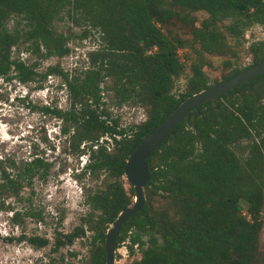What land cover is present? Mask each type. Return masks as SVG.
Returning <instances> with one entry per match:
<instances>
[{
	"label": "trees",
	"instance_id": "obj_1",
	"mask_svg": "<svg viewBox=\"0 0 264 264\" xmlns=\"http://www.w3.org/2000/svg\"><path fill=\"white\" fill-rule=\"evenodd\" d=\"M196 11L206 14L198 23L191 15ZM13 18L15 25L8 28ZM63 18L83 26L85 37L97 33L100 44L88 53L81 75L69 78L59 64L46 68L41 78L52 72L62 76L69 107L43 110L63 122L60 132L68 133L69 149L87 154L78 176L105 173L102 186L86 195L90 211L83 218L93 232L87 262L105 264V232L130 203L121 181L126 159L182 100L217 83L203 69L205 54H224L230 38L264 25V0H0V78L25 84L37 75V63H28L22 50L11 56L15 45L36 58L67 55L66 36L53 27ZM178 19L188 24V39L163 29ZM185 46L193 52L187 70L178 54ZM249 52L252 64L264 59V41L252 42ZM106 91L115 104L142 106L144 119L120 127L102 99ZM146 163L145 202L115 237V248L127 238L130 253L138 247L140 257L132 264L257 263L264 206V73L193 108ZM51 165L39 156L19 166L11 162L10 170L0 163V195H18L25 181L45 176ZM129 191L134 194L132 185ZM155 197L162 207L153 205ZM20 215L13 211L11 221L19 223ZM82 234V225L58 233L53 250ZM26 240L35 247L48 243L37 235Z\"/></svg>",
	"mask_w": 264,
	"mask_h": 264
},
{
	"label": "rangeland",
	"instance_id": "obj_2",
	"mask_svg": "<svg viewBox=\"0 0 264 264\" xmlns=\"http://www.w3.org/2000/svg\"><path fill=\"white\" fill-rule=\"evenodd\" d=\"M179 13L183 15L184 12ZM191 15L198 23L206 14L203 11H196ZM13 25L14 18L8 22L7 27ZM53 27L66 36L65 42L70 48L67 55L36 58V55L23 49L24 45H15L11 56L16 57L22 50L20 55L28 63H37V75L34 80L25 84L14 78L11 80L0 78L1 165L10 170L9 163L15 162L19 166L34 156L52 163L45 176L39 177L35 174L30 181H25L18 195L7 193L0 195V264H88L93 232L83 219L90 211L85 199L88 193L102 186L106 177L103 171L94 179L89 175L78 176L87 161L86 156L77 155L69 149L68 133L60 132L63 122L43 110L44 106L68 108V91L61 75L52 72L41 78V74L48 66L59 64L69 78L81 75L89 64L88 53L96 50L100 41L94 31H90L85 37L86 35L81 32L84 27L74 26L67 18L55 20ZM163 29H169L172 34L183 39L190 37L188 24L182 19L164 25ZM259 41H264V25L254 24L244 30L243 36L237 39L230 38V47L224 54H205L206 64L203 69L209 81H221L223 76L233 70L252 65L249 46L252 42ZM178 54L187 70L193 52L185 46L179 49ZM181 77L176 81L175 91L183 83L184 76ZM102 99L111 116L118 117L120 127L136 124L145 117L142 106L130 101L122 105L115 104L111 91H106ZM237 149L240 150L239 147ZM121 181L130 197L131 205L134 194L129 191L130 184L124 175ZM153 205L160 208L164 202L155 197ZM16 210L21 212V219L17 224L11 221V215ZM27 211L33 212L34 215H26ZM261 220L256 264H264V206ZM80 225L83 226L84 234L76 237L71 244L53 250L54 238L58 233L70 232ZM34 235L47 238L48 243L41 247L31 245L26 239ZM127 245L128 238L115 248V264H132L140 257L136 245L132 253L129 252Z\"/></svg>",
	"mask_w": 264,
	"mask_h": 264
},
{
	"label": "water",
	"instance_id": "obj_3",
	"mask_svg": "<svg viewBox=\"0 0 264 264\" xmlns=\"http://www.w3.org/2000/svg\"><path fill=\"white\" fill-rule=\"evenodd\" d=\"M262 73H264V59L224 80L187 96L159 125L138 143L126 159L123 168L127 182L133 186L134 200L131 205L126 206L117 214L105 232V264H115V237L124 222L130 216L139 212L145 202L144 186L150 179V171L146 158L166 138L176 124L197 105L218 97Z\"/></svg>",
	"mask_w": 264,
	"mask_h": 264
},
{
	"label": "built area",
	"instance_id": "obj_4",
	"mask_svg": "<svg viewBox=\"0 0 264 264\" xmlns=\"http://www.w3.org/2000/svg\"><path fill=\"white\" fill-rule=\"evenodd\" d=\"M105 138H106V137H105ZM101 139H102V138H101ZM101 139H100V141H101ZM86 143H87V142H83V143L81 144V147H84ZM93 147L95 148L96 145H93ZM82 155H85L86 158H87V154H82ZM86 160H87V159H86Z\"/></svg>",
	"mask_w": 264,
	"mask_h": 264
}]
</instances>
